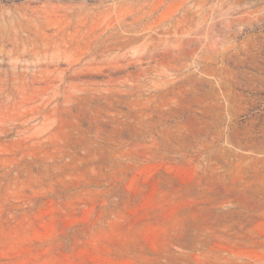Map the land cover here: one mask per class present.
<instances>
[{
  "label": "rangeland",
  "instance_id": "obj_1",
  "mask_svg": "<svg viewBox=\"0 0 264 264\" xmlns=\"http://www.w3.org/2000/svg\"><path fill=\"white\" fill-rule=\"evenodd\" d=\"M0 264H264V0H0Z\"/></svg>",
  "mask_w": 264,
  "mask_h": 264
}]
</instances>
